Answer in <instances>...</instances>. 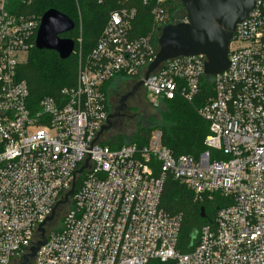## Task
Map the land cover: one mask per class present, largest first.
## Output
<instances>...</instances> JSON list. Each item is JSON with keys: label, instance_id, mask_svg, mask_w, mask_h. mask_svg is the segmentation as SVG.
I'll use <instances>...</instances> for the list:
<instances>
[{"label": "built area", "instance_id": "obj_1", "mask_svg": "<svg viewBox=\"0 0 264 264\" xmlns=\"http://www.w3.org/2000/svg\"><path fill=\"white\" fill-rule=\"evenodd\" d=\"M33 2L0 0V264H24L44 222L46 242L25 264H264V0L236 25L229 67L213 77L193 56L144 79L177 0H116L86 58L78 14L76 84L35 107L17 79L40 26ZM137 3L151 20L142 37L132 36ZM118 77L143 81L154 108L177 98L196 107L209 126L204 151L175 157L158 130L144 146L94 143L110 114L106 85ZM203 79L211 93L197 106ZM168 177L195 201L225 202L187 253L177 250L181 217L160 206Z\"/></svg>", "mask_w": 264, "mask_h": 264}, {"label": "trees", "instance_id": "obj_2", "mask_svg": "<svg viewBox=\"0 0 264 264\" xmlns=\"http://www.w3.org/2000/svg\"><path fill=\"white\" fill-rule=\"evenodd\" d=\"M116 0H108L104 5H97L91 0H34L31 11L41 17L48 10H56L71 19L76 28L74 31L60 36L70 39L75 43V51L78 50L76 40L79 37L77 24L78 14L81 21V55L86 58L95 47L101 31L107 21L108 12L116 8ZM175 4V3H174ZM170 3L169 14L177 12L170 20V24H178L185 17L181 5ZM137 7V19L133 27V37L145 36L151 27L148 10L139 3ZM182 17H179V10ZM78 56L72 54L62 61L58 55L49 51H37L33 49L26 63L17 68V79L27 85L29 101L34 105L43 98L58 99L60 92L65 88H72L76 84ZM114 80V79H113ZM111 80L107 85L111 84ZM106 85V86H107ZM107 88V87H106ZM211 93L207 80L203 79L200 95L196 98V105L200 106ZM166 111L162 113L165 122H160L155 128H139L130 143L144 146L152 131L158 129L162 133V143L173 156L188 155L197 157L204 151V139L209 134L208 124L196 113V107H192L181 99L163 102ZM118 136H114L104 145L111 149L125 145ZM225 202L216 196L211 202H198L194 200L192 193L185 187L167 178L160 200L161 208L169 216H180L181 226L177 242V250L181 253L191 251L198 243L201 227L213 221L215 212L222 208ZM201 208L204 209L202 218ZM195 237L192 241V237ZM192 244V245H191Z\"/></svg>", "mask_w": 264, "mask_h": 264}, {"label": "water", "instance_id": "obj_3", "mask_svg": "<svg viewBox=\"0 0 264 264\" xmlns=\"http://www.w3.org/2000/svg\"><path fill=\"white\" fill-rule=\"evenodd\" d=\"M184 9L186 22L166 25L157 38L158 51L153 62L147 67L146 80L166 61L179 57L202 56L205 58L204 75L213 77L225 72L229 67L228 48L235 33L236 25L244 21L255 6V0H177ZM74 22L56 10H48L41 16L40 26L36 34L35 49L49 51L64 61L73 53L75 44L72 40L60 36L74 30ZM143 86V81L135 83L134 91ZM132 95L122 97L113 114H109L106 124L97 133L95 142L110 131V120L124 111L123 102ZM76 171L80 175L87 166ZM76 174L74 179L76 178ZM75 180L65 198L57 204L64 205L73 194ZM204 209L201 208L202 218ZM53 215L46 222H50ZM38 228L40 239L24 257V264L34 258L39 248L46 242L44 226ZM192 237V241L194 240ZM192 245V244H191Z\"/></svg>", "mask_w": 264, "mask_h": 264}, {"label": "rangeland", "instance_id": "obj_4", "mask_svg": "<svg viewBox=\"0 0 264 264\" xmlns=\"http://www.w3.org/2000/svg\"><path fill=\"white\" fill-rule=\"evenodd\" d=\"M179 13H181L179 14V17H182V12ZM174 14L175 17L177 12ZM131 82H133L132 79L118 77L115 78L111 84L106 86V98L108 100V111L110 114H113L115 106H119L117 99L119 100L123 96L122 91L127 89L128 85L131 86ZM123 105L125 109L121 112L122 116L120 117L119 125L113 127V129L111 128L110 131L105 132L100 137L99 141L101 142V145H104L105 142L114 136H118L122 139V142L124 141V144H128L131 142L135 132L139 128H155L160 122H165V119L162 115V113L166 111L164 104H161L157 108L152 107L147 102L143 92L141 93V91H138L136 94H134L132 98H127L123 102ZM65 211L66 209H63L62 213Z\"/></svg>", "mask_w": 264, "mask_h": 264}, {"label": "flooded vegetation", "instance_id": "obj_5", "mask_svg": "<svg viewBox=\"0 0 264 264\" xmlns=\"http://www.w3.org/2000/svg\"><path fill=\"white\" fill-rule=\"evenodd\" d=\"M177 5H181L179 2L177 3ZM182 9H183V7H182ZM184 10V9H183ZM180 12H183L181 9L179 10ZM181 20V19H180ZM179 20V21H180ZM135 81H133V82H131L130 84H131V86L130 85H128L127 86V89H124L123 91H122V94H123V96L122 97H124V96H127V95H129V94H131L132 93V95L130 96V97H128V98H132L133 96H134V94H136L138 91H141V93L143 92V95L145 96V92H144V89L141 87V88H139V89H136L135 91H134V87H135ZM122 97L118 100L117 99V103L119 104V102H120V100L122 99ZM146 98V97H145ZM117 107L115 106V109H116ZM114 109V110H115ZM114 113V112H113ZM122 116V114H121V112L116 116V117H114V118H112L111 120H110V124H111V128L113 129V127H116V126H118L119 125V123H120V117ZM117 130H118V128H117ZM116 130V131H117ZM115 131V130H114Z\"/></svg>", "mask_w": 264, "mask_h": 264}]
</instances>
